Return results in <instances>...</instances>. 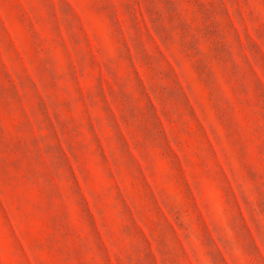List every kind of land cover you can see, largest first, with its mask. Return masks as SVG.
I'll use <instances>...</instances> for the list:
<instances>
[{
    "label": "rangeland",
    "instance_id": "obj_1",
    "mask_svg": "<svg viewBox=\"0 0 264 264\" xmlns=\"http://www.w3.org/2000/svg\"><path fill=\"white\" fill-rule=\"evenodd\" d=\"M0 264H264V0H0Z\"/></svg>",
    "mask_w": 264,
    "mask_h": 264
}]
</instances>
